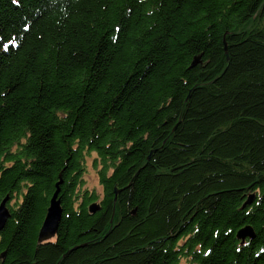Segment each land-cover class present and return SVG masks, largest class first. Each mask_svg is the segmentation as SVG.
Here are the masks:
<instances>
[{"label": "trees", "instance_id": "obj_1", "mask_svg": "<svg viewBox=\"0 0 264 264\" xmlns=\"http://www.w3.org/2000/svg\"><path fill=\"white\" fill-rule=\"evenodd\" d=\"M6 199L0 264H264V0H0Z\"/></svg>", "mask_w": 264, "mask_h": 264}, {"label": "water", "instance_id": "obj_2", "mask_svg": "<svg viewBox=\"0 0 264 264\" xmlns=\"http://www.w3.org/2000/svg\"><path fill=\"white\" fill-rule=\"evenodd\" d=\"M57 192L53 195V199L51 201L50 209L48 211V214L46 216V221L44 222V225L42 227V231L39 236L40 242H47V240L53 239L58 231L59 226L62 221V214L63 209L61 207V201H59V192H60V186H58ZM10 201L9 199L4 200L0 204V233L2 232L3 228L6 226L8 219L11 217L9 209H7L6 205ZM254 201V197H249L248 204H251ZM101 208V205L99 204H90L89 211L91 214H94L96 212H99ZM256 237L255 231L251 227H245L243 230L239 231L238 238L245 243V240L247 238L253 240ZM5 254H3V257Z\"/></svg>", "mask_w": 264, "mask_h": 264}, {"label": "rangeland", "instance_id": "obj_3", "mask_svg": "<svg viewBox=\"0 0 264 264\" xmlns=\"http://www.w3.org/2000/svg\"><path fill=\"white\" fill-rule=\"evenodd\" d=\"M94 158H95V155L93 154L91 157H88L86 160L87 168H86V174L84 176V181H85L84 190L94 191L97 194H100L102 198L103 197V194H102L103 187L101 183H99L98 173L93 169ZM180 264H193V263L187 259H183Z\"/></svg>", "mask_w": 264, "mask_h": 264}]
</instances>
